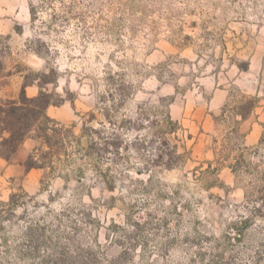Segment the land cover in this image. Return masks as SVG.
Returning <instances> with one entry per match:
<instances>
[{
	"label": "rangeland",
	"instance_id": "374dc122",
	"mask_svg": "<svg viewBox=\"0 0 264 264\" xmlns=\"http://www.w3.org/2000/svg\"><path fill=\"white\" fill-rule=\"evenodd\" d=\"M0 48L66 136L0 159V264H264V0H0Z\"/></svg>",
	"mask_w": 264,
	"mask_h": 264
},
{
	"label": "trees",
	"instance_id": "16d2710c",
	"mask_svg": "<svg viewBox=\"0 0 264 264\" xmlns=\"http://www.w3.org/2000/svg\"><path fill=\"white\" fill-rule=\"evenodd\" d=\"M34 51L42 55L39 50ZM5 70L4 50L0 48V78ZM56 80L57 72L50 66L37 71L30 70L21 74L20 88L16 96H0V159L9 161L19 146L29 138L37 141L39 147L45 146L47 150L40 155L29 153L24 161L26 169L42 168L45 162L38 161L60 153L66 136L55 126L56 121L47 114V109L59 105L64 98L55 91L49 92L45 89L48 84L56 86ZM31 86L37 87L34 95L27 93V88ZM240 114L242 117L245 115ZM87 142L88 153L98 154L109 151L110 147H116V143L112 141H104L102 148L95 147L93 138Z\"/></svg>",
	"mask_w": 264,
	"mask_h": 264
}]
</instances>
